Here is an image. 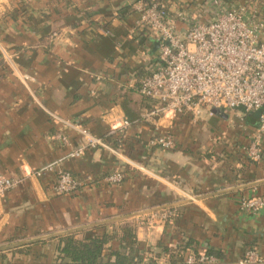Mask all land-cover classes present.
<instances>
[{
  "label": "crops",
  "instance_id": "1",
  "mask_svg": "<svg viewBox=\"0 0 264 264\" xmlns=\"http://www.w3.org/2000/svg\"><path fill=\"white\" fill-rule=\"evenodd\" d=\"M138 1L0 0L1 174L24 176L65 157L70 148L54 139L59 132L72 147L79 146L80 136L65 123H79L107 138L112 123L127 119L132 123L128 137L137 134L141 139L135 144L130 139L121 159L103 149L68 159L65 169L90 176L85 187L94 185L78 196L53 195L46 177L28 178L0 199V247L81 229L38 241L44 244L31 243L35 245L29 253H16L4 264H72L61 258L60 239L102 233L109 236L106 262L122 248L127 228L134 229L146 251L192 239L223 253L220 264H236L250 247L264 257V210L244 215L238 209L240 197H264V163L246 165L236 154L231 156L249 144L247 135L257 127L248 124L242 112L228 119L216 112L197 121L188 115L163 128L177 139L179 150L162 151L151 144L152 131L140 121L146 108L138 85L144 76L140 73L155 61L157 47L137 26ZM248 1L225 0L231 7ZM25 75L31 78L28 82ZM132 163L158 178L142 174ZM117 168L127 173L125 184H105L104 177ZM253 183L261 184L197 200ZM176 187L196 199L169 209V220L139 225L147 214L103 224L183 201L166 202L165 195Z\"/></svg>",
  "mask_w": 264,
  "mask_h": 264
},
{
  "label": "built area",
  "instance_id": "2",
  "mask_svg": "<svg viewBox=\"0 0 264 264\" xmlns=\"http://www.w3.org/2000/svg\"><path fill=\"white\" fill-rule=\"evenodd\" d=\"M161 0L150 6L140 0L135 5L140 19L138 27L147 30L157 47V57L149 67V75L140 80L138 93L150 104L140 121L152 126L151 144L172 149L176 139L164 130L178 116L188 114L194 121L214 113H257L259 125L246 155L264 163V0L231 7L225 0ZM198 4V5H197ZM198 8V9H197ZM212 10L213 17L209 18ZM209 18V19H207ZM205 19V20H204ZM109 34V33H108ZM25 82L31 78L23 76ZM81 138V144L72 147L70 139L59 132L56 140L70 152L63 158L30 170L24 176L0 173V199L23 184L28 178L50 177L51 192L55 196H71L81 191L92 178L79 177L65 169L68 159L82 158L88 150L103 149L118 158L123 152L107 140L122 135L132 123L121 119L112 123L107 138L97 137L75 122L65 123ZM133 164V163H132ZM133 166L147 176H158L145 166ZM124 172L117 168L104 177L111 186L123 184ZM182 200L194 201L179 187L174 190ZM239 212L256 215L264 210V197H240ZM167 210L151 213L139 225H153L154 219L169 220ZM138 264H220L205 250L198 254L177 252L175 257H156L145 252ZM236 264H264V257L255 247L246 250Z\"/></svg>",
  "mask_w": 264,
  "mask_h": 264
},
{
  "label": "trees",
  "instance_id": "3",
  "mask_svg": "<svg viewBox=\"0 0 264 264\" xmlns=\"http://www.w3.org/2000/svg\"><path fill=\"white\" fill-rule=\"evenodd\" d=\"M142 1L146 4V6H150L153 1H161V0H142ZM198 1H199V4H202V5L205 2L204 0H198ZM144 31L148 34L147 37L152 40L153 38H151L150 33L147 30H144ZM152 42H153V40H152ZM153 44H155V43L153 42ZM156 55H157V49H156ZM142 74L144 76H148L149 71L146 70L144 72H141L140 75H142ZM139 86H140V82H139L138 88H139ZM143 100L145 102V108H149L150 104L146 103V100L144 98H143ZM243 114H244V119L246 120V122L248 124L252 125V127L258 128L259 116L257 113H254V114L243 113ZM217 115L221 116L223 119H225V118L228 119V117L233 115V113H230V112L224 113L223 112V113H218ZM185 116H188V114H185V115L182 114V115L178 116L177 119L178 118L182 119ZM143 123L148 125V127L150 128V131H152V126L149 123H146V122H143ZM253 125H255V126H253ZM129 129L127 131H125L122 135L116 134V135L108 138L112 143H114L116 145V147L120 148L123 153H125V150L127 148V144L129 143L130 139L136 140V141H133L134 144L138 143L141 140L138 138L137 134H133V135H131L132 137L131 136L128 137ZM256 130L257 129L253 128L251 133H249L247 135V139L249 141L248 143H250V141L253 139V135L255 134ZM248 145L249 144L242 145L241 147L236 148L234 153L231 152V156H235V154H236V156L239 157V159H241L244 162V164H246V165L260 163V162L252 160L251 158H249L246 155V153L243 149L246 148ZM152 146L156 147L162 151H177L180 149L177 141H176L175 147L172 149H168V150L160 148L158 146H154V145H152ZM131 148H133V147H131ZM263 149H264V147H263ZM122 171L124 172V176H125L124 181H123L122 185H119L117 187L123 186L125 184V181H126L127 173L124 171V169H122ZM96 184H98V183H96ZM107 185H109V184H107ZM93 186L94 185L92 184L88 187H84L81 191H79L78 193L73 194L71 196L72 197L78 196L83 191H87L90 188H93ZM71 196H69V197H71ZM165 196L167 198L166 202H170V201L173 202V201H177L179 199L182 200V198L175 191H169V193H167V195H165ZM108 238H109V236L107 235V233L98 234V235L92 236V237H84L83 239H76L73 235L63 237L60 239L61 240V242H60L61 258L69 259L72 262V264H138V263H134V259L139 258L140 261L142 262L143 254L145 252H149V251L151 253H153L158 258L163 257L165 255L171 256L173 258V257H175L177 252H181V254H183V255L186 252H192L194 254H198V253L202 252L203 250H205L209 255L216 257L219 261L222 260V258L223 259L225 258V255L223 253H221L219 251H214L212 249H209L208 247L205 248L202 245H200L197 241L192 240V239L185 240L184 242L180 243L176 247H168L166 245H160L156 248H152V249L146 251L140 247V244L136 239V234H135L134 229L127 228L124 230V234L121 237L120 242H121L122 248L118 251H113L111 253V255L109 256V259L105 262L104 247L108 242ZM40 244H44V242H38L36 245H40ZM34 245H26L23 247H19V248L7 250L4 252H0V264H4V262L10 258V256L16 255V253L21 252L22 255L23 254L26 255L27 253H29V249H31V247ZM3 246H5V245H3ZM112 257L114 258L113 261L111 259Z\"/></svg>",
  "mask_w": 264,
  "mask_h": 264
},
{
  "label": "water",
  "instance_id": "4",
  "mask_svg": "<svg viewBox=\"0 0 264 264\" xmlns=\"http://www.w3.org/2000/svg\"><path fill=\"white\" fill-rule=\"evenodd\" d=\"M259 184H261V183H253V184L246 185V186H243V187H238V188H233V189H229V190H224V191H221V192H217V193H213V194H209V195L198 197L197 200L206 199V198H209V197H212V196H218V195L230 193V192H233V191H240V190L245 189V188L255 187V186L259 185ZM190 202L191 201H189V200H183V201L176 202V203H173V204H168V205L156 207V208H153V209H150V210H146V211H142V212H139V213H136V214H131V215H128V216L120 217L118 219H113V220H110V221H106L103 224L113 223V222L129 219V218H132V217L143 216V215L151 214V213L162 211V210L172 209V208H175V207H178L180 205L187 204V203H190ZM85 228H87V227H85ZM78 230H81V229H72V230H69V231H66V232H62V233H58V234H52V235H47V236H43V237H40V238L28 240V241L12 243L10 245H6V246H3V247H0V252H4V251H7V250L19 248V247H22V246H25V245H29L31 243H35V242H38V241L46 240V239H49V238H52V237H56V236H59V235H64V234H67V233H73V232H76Z\"/></svg>",
  "mask_w": 264,
  "mask_h": 264
}]
</instances>
